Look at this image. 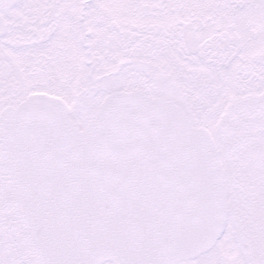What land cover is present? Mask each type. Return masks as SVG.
<instances>
[{
	"label": "snow or ice",
	"instance_id": "obj_1",
	"mask_svg": "<svg viewBox=\"0 0 264 264\" xmlns=\"http://www.w3.org/2000/svg\"><path fill=\"white\" fill-rule=\"evenodd\" d=\"M0 264H264V0H0Z\"/></svg>",
	"mask_w": 264,
	"mask_h": 264
}]
</instances>
